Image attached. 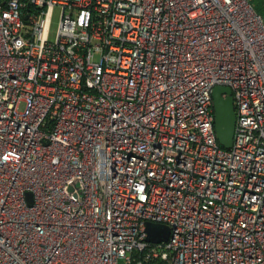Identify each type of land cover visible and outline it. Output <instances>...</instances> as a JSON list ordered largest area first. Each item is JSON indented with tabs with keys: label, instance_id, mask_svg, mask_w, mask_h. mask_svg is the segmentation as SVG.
<instances>
[{
	"label": "built area",
	"instance_id": "obj_1",
	"mask_svg": "<svg viewBox=\"0 0 264 264\" xmlns=\"http://www.w3.org/2000/svg\"><path fill=\"white\" fill-rule=\"evenodd\" d=\"M133 263L264 264L263 20L246 0H0V264Z\"/></svg>",
	"mask_w": 264,
	"mask_h": 264
},
{
	"label": "water",
	"instance_id": "obj_2",
	"mask_svg": "<svg viewBox=\"0 0 264 264\" xmlns=\"http://www.w3.org/2000/svg\"><path fill=\"white\" fill-rule=\"evenodd\" d=\"M214 113V134L218 145L229 150L233 147L236 125L235 107L229 87L216 85L211 90ZM146 242L156 245L166 242L169 228L165 225L146 223Z\"/></svg>",
	"mask_w": 264,
	"mask_h": 264
},
{
	"label": "rangeland",
	"instance_id": "obj_3",
	"mask_svg": "<svg viewBox=\"0 0 264 264\" xmlns=\"http://www.w3.org/2000/svg\"><path fill=\"white\" fill-rule=\"evenodd\" d=\"M246 1L249 4V6L252 8V10L255 12V14L257 16L260 15L264 23V6H263L262 1L261 0H246ZM259 12L261 14H259ZM58 18H59V10L55 8L52 14V24H51V29H50L51 39L54 37L55 31L57 28Z\"/></svg>",
	"mask_w": 264,
	"mask_h": 264
},
{
	"label": "trees",
	"instance_id": "obj_4",
	"mask_svg": "<svg viewBox=\"0 0 264 264\" xmlns=\"http://www.w3.org/2000/svg\"><path fill=\"white\" fill-rule=\"evenodd\" d=\"M262 1V3H263V6H264V0H261ZM259 14H261L260 12H259ZM259 17H260V15H258ZM261 18V17H260ZM144 254L145 253H143V254H141V256L140 255H135V259H138V260H141V259H143L144 258ZM146 263V262H145ZM134 264V263H133Z\"/></svg>",
	"mask_w": 264,
	"mask_h": 264
}]
</instances>
